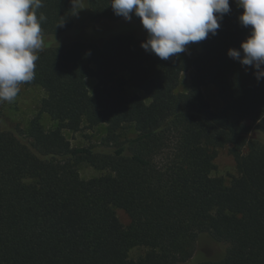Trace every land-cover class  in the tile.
Segmentation results:
<instances>
[{
	"label": "trees",
	"instance_id": "obj_1",
	"mask_svg": "<svg viewBox=\"0 0 264 264\" xmlns=\"http://www.w3.org/2000/svg\"><path fill=\"white\" fill-rule=\"evenodd\" d=\"M83 1L92 20L118 23L115 33L45 46L21 84L44 92L39 113L26 130L0 127V264H184L200 235L227 250L197 264H264V78L228 56L250 35L244 9L230 0L215 36L162 60L142 48L148 34L129 31L143 26L134 13L124 26L110 0ZM80 3L42 0L43 37L68 31ZM188 72L189 90L177 92ZM98 128L103 148L75 147L65 134ZM224 148L237 169L229 184L212 176ZM82 165L103 174L84 180ZM137 247L146 252L131 259Z\"/></svg>",
	"mask_w": 264,
	"mask_h": 264
},
{
	"label": "clouds",
	"instance_id": "obj_2",
	"mask_svg": "<svg viewBox=\"0 0 264 264\" xmlns=\"http://www.w3.org/2000/svg\"><path fill=\"white\" fill-rule=\"evenodd\" d=\"M114 13L131 21L134 13L147 31L142 48L162 60L183 53L191 43L215 36L230 0H110ZM244 9L239 22L251 27L240 49L228 56L251 66L257 80L264 78V0H236ZM42 0H0V102H13L20 85L35 76L36 61L45 41L37 10Z\"/></svg>",
	"mask_w": 264,
	"mask_h": 264
},
{
	"label": "rangeland",
	"instance_id": "obj_3",
	"mask_svg": "<svg viewBox=\"0 0 264 264\" xmlns=\"http://www.w3.org/2000/svg\"><path fill=\"white\" fill-rule=\"evenodd\" d=\"M121 22L126 23L124 26H127V23H129L127 20H122ZM117 24L116 22H106L105 20H92L88 10L84 6V1L81 0L72 27L61 35L44 36V47L49 44L71 41L100 43L109 38L108 35L115 33L114 30ZM129 31L135 34L147 35V31L143 26H136ZM198 50V42L191 43L187 46V51L191 54H194V52ZM190 78L191 72L182 75L177 92L185 93L189 90ZM86 83L88 90L92 92L96 85V80L88 78ZM126 89L129 95H139L145 102H150V99L141 90L130 84L127 85ZM203 92L213 110L221 108L222 103L214 86H205ZM44 96V92L39 87H25L21 85L20 91L13 102H0V127L9 130H15L16 128L26 130L32 118L39 113L40 103ZM42 123L45 128H49L53 125L52 120L47 115H43ZM65 134L75 147L93 145L103 148L102 142L106 132L104 128H98L94 130H84L75 134L65 132ZM215 166L216 168L213 170L212 176L223 178L227 184L230 183L233 177L237 176L236 164L233 157L229 154L228 148L219 150L215 160ZM79 173L80 177L84 180L99 177L103 174L102 171L89 165H82L79 169ZM117 216L125 225L130 222L128 215L122 210H117ZM226 250L227 245L215 242L208 235H200L196 242L193 257L184 264H197L205 260H218L225 255ZM145 252L146 249L137 247L129 252V257L131 259H138Z\"/></svg>",
	"mask_w": 264,
	"mask_h": 264
}]
</instances>
